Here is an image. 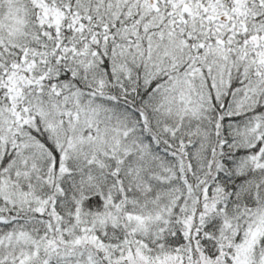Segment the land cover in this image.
I'll use <instances>...</instances> for the list:
<instances>
[{"label": "snow or ice", "instance_id": "obj_1", "mask_svg": "<svg viewBox=\"0 0 264 264\" xmlns=\"http://www.w3.org/2000/svg\"><path fill=\"white\" fill-rule=\"evenodd\" d=\"M0 264H264V0H0Z\"/></svg>", "mask_w": 264, "mask_h": 264}]
</instances>
